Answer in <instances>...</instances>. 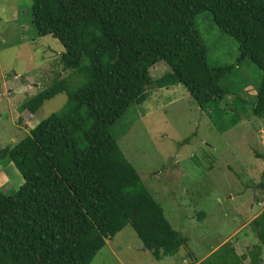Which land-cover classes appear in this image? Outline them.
I'll return each mask as SVG.
<instances>
[{
    "label": "trees",
    "instance_id": "1",
    "mask_svg": "<svg viewBox=\"0 0 264 264\" xmlns=\"http://www.w3.org/2000/svg\"><path fill=\"white\" fill-rule=\"evenodd\" d=\"M201 11L237 39L238 59L250 58L262 72L249 108L239 95L220 105L226 91L219 80L233 66L207 62L195 25ZM31 17L37 34L63 45V70L84 80L71 88V76L55 78L18 106L35 113L58 93L67 96L0 148V162H12L23 177L13 192L0 190V264H89L128 223L156 260L174 255L187 238L143 185L111 127L148 89L175 84L219 131L243 117L264 118V0H32ZM160 60L167 70L155 77L150 72ZM217 107L231 111L222 123ZM251 223L257 242L250 264H261L264 208ZM232 256L230 264H243V256Z\"/></svg>",
    "mask_w": 264,
    "mask_h": 264
},
{
    "label": "rangeland",
    "instance_id": "2",
    "mask_svg": "<svg viewBox=\"0 0 264 264\" xmlns=\"http://www.w3.org/2000/svg\"><path fill=\"white\" fill-rule=\"evenodd\" d=\"M31 4L32 0H0V148L13 145L40 119L59 110L67 96L58 93L35 113L18 111L22 98L55 78L71 76V88L84 80L71 69L63 70L64 48L56 37L36 33ZM195 25L209 65L233 66L219 80L226 91L220 105L232 104L239 95L247 108L252 106L262 76L259 67L248 57L238 59L237 39L215 25L210 11L196 14ZM166 70L160 60L150 73L156 77ZM226 110L215 112L220 123L230 117ZM111 131L143 185L187 242L174 255L156 260L128 223L108 238L89 264H198L201 260L230 264L233 253L243 256L241 263L250 264L257 242L251 221L264 208V118L243 117L219 131L178 84L148 89L146 98L132 104ZM22 182L12 162H0L1 191L11 193Z\"/></svg>",
    "mask_w": 264,
    "mask_h": 264
},
{
    "label": "crops",
    "instance_id": "3",
    "mask_svg": "<svg viewBox=\"0 0 264 264\" xmlns=\"http://www.w3.org/2000/svg\"><path fill=\"white\" fill-rule=\"evenodd\" d=\"M160 74V73H159ZM14 75H17L18 76V73L17 74H15L14 73ZM157 76H160V75H157ZM28 84H30V83H28ZM175 85H178V84H175ZM175 85H170V86H168V87H165V88H170V87H172V86H175ZM29 86V85H28ZM24 87V86H23ZM160 88H163V87H157L156 89H160ZM25 99V98H24ZM24 99L22 98L21 99V101H20V103H19V105L24 101ZM23 100V101H22ZM18 105V106H19ZM26 110H24V111H22V112H25ZM108 241V238L106 239V242ZM106 244V243H105Z\"/></svg>",
    "mask_w": 264,
    "mask_h": 264
}]
</instances>
